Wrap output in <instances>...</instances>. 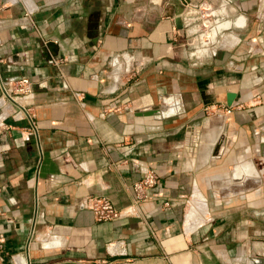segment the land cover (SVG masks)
Wrapping results in <instances>:
<instances>
[{
    "label": "crops",
    "instance_id": "1",
    "mask_svg": "<svg viewBox=\"0 0 264 264\" xmlns=\"http://www.w3.org/2000/svg\"><path fill=\"white\" fill-rule=\"evenodd\" d=\"M174 8L0 0V264H264V0H227L196 55ZM89 195L132 213L99 221Z\"/></svg>",
    "mask_w": 264,
    "mask_h": 264
},
{
    "label": "built area",
    "instance_id": "2",
    "mask_svg": "<svg viewBox=\"0 0 264 264\" xmlns=\"http://www.w3.org/2000/svg\"><path fill=\"white\" fill-rule=\"evenodd\" d=\"M226 3L221 4V8L214 9L208 1H202L198 4L187 5L185 11L181 14L183 18V28L186 36L196 37L200 45H197L193 51L196 55L201 48L214 43L217 40L218 27L220 21L226 13ZM64 59L55 58L56 64L62 63ZM33 81L29 77H21L13 80L9 84L8 92L14 95H25L32 92ZM218 107V109H220ZM227 113H231L232 108H225ZM159 183L158 173L151 168H148L142 178L136 180L132 184L133 200L135 203L145 200L149 196V190ZM85 204L90 208L97 220H115L123 215L132 213L131 208L118 209L114 206L107 196L89 195L85 198ZM166 204H168L166 202ZM0 235V240L2 239ZM0 241V249H2Z\"/></svg>",
    "mask_w": 264,
    "mask_h": 264
},
{
    "label": "water",
    "instance_id": "3",
    "mask_svg": "<svg viewBox=\"0 0 264 264\" xmlns=\"http://www.w3.org/2000/svg\"><path fill=\"white\" fill-rule=\"evenodd\" d=\"M169 1H170V3H172L175 6V8L173 9V12L171 14H174V16H175V22H176L177 28L181 29L183 27V18H182L181 14L185 11L186 6L189 4V1L188 0H169ZM45 49L49 50L48 59L53 60L52 56L56 55L58 52V48L55 45V42L49 41L45 45ZM233 97H234L233 93L228 95V103L229 104L232 102ZM156 113H160L159 107H152V108L137 111V115H152V114H156ZM222 142H223V139H222V137L219 136L216 139V142L214 144V148L212 151L214 156H219Z\"/></svg>",
    "mask_w": 264,
    "mask_h": 264
}]
</instances>
